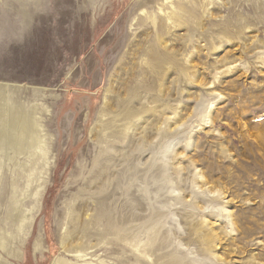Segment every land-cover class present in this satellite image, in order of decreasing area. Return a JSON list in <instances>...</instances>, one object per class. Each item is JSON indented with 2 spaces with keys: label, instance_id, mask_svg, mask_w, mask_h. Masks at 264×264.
Listing matches in <instances>:
<instances>
[{
  "label": "rangeland",
  "instance_id": "obj_1",
  "mask_svg": "<svg viewBox=\"0 0 264 264\" xmlns=\"http://www.w3.org/2000/svg\"><path fill=\"white\" fill-rule=\"evenodd\" d=\"M27 1L0 0V264H264V0Z\"/></svg>",
  "mask_w": 264,
  "mask_h": 264
},
{
  "label": "bare ground",
  "instance_id": "obj_2",
  "mask_svg": "<svg viewBox=\"0 0 264 264\" xmlns=\"http://www.w3.org/2000/svg\"><path fill=\"white\" fill-rule=\"evenodd\" d=\"M22 2H23V5L26 7V8H28V10L27 11H29V12H31V9H30V6H28L27 5V3H29L27 0H21ZM13 2H14V4L11 6V9L12 10H14V11H20L21 9H20V4H19V2H20V0H13ZM212 105V104H211ZM209 114H210V109H209V111H208V113H207V117L208 118H205L204 119V121H203V125H205V126H208V125H210L211 124V120L209 119ZM199 191V190H198ZM97 192V191H96ZM98 205L100 206V208H98L99 209V211H100V213H105L106 214V216H107V218H108V225L106 226L107 227V229L108 228H110L111 227V225H112V222H111V220H112V217H113V214L111 213V210H112V206H111V204H109L107 201H100L99 203H98ZM95 217L97 218V215H95ZM122 220L123 221H126L125 220V217L124 218H122ZM127 222V221H126ZM84 222H82V224H83ZM87 225V224H86ZM85 225V226H86ZM94 226V225H93ZM83 229V228H82ZM99 230V229H98ZM105 231V230H104ZM92 233V232H91ZM146 233V232H145ZM82 236V235H81ZM148 236V235H147ZM61 246H62V248L65 250V251H68V252H71V254L73 253V256L74 257H77V258H81V257H83L84 255L83 254H80L79 253V251L78 250H76V249H73V250H67L66 248H65V241H64V239L61 241ZM41 246H40V243L38 242V240H37V242H36V246H35V248H37V249H39ZM126 248V247H125ZM82 252V251H81ZM68 254H70V253H68ZM57 264H67L66 262H65V260H63V261H58L57 262Z\"/></svg>",
  "mask_w": 264,
  "mask_h": 264
}]
</instances>
